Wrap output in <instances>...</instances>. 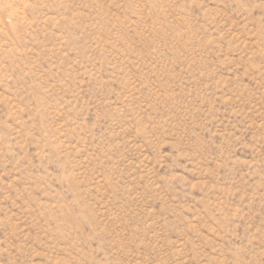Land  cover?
I'll return each mask as SVG.
<instances>
[{
    "label": "rangeland",
    "instance_id": "374dc122",
    "mask_svg": "<svg viewBox=\"0 0 264 264\" xmlns=\"http://www.w3.org/2000/svg\"><path fill=\"white\" fill-rule=\"evenodd\" d=\"M0 264H264V0H0Z\"/></svg>",
    "mask_w": 264,
    "mask_h": 264
}]
</instances>
